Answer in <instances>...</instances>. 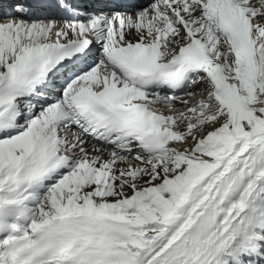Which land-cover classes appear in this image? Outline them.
I'll list each match as a JSON object with an SVG mask.
<instances>
[{"label": "snow or ice", "instance_id": "obj_1", "mask_svg": "<svg viewBox=\"0 0 264 264\" xmlns=\"http://www.w3.org/2000/svg\"><path fill=\"white\" fill-rule=\"evenodd\" d=\"M0 264H264V0H15Z\"/></svg>", "mask_w": 264, "mask_h": 264}, {"label": "bare ground", "instance_id": "obj_2", "mask_svg": "<svg viewBox=\"0 0 264 264\" xmlns=\"http://www.w3.org/2000/svg\"><path fill=\"white\" fill-rule=\"evenodd\" d=\"M178 108H179V105H178ZM180 110H182V109H180Z\"/></svg>", "mask_w": 264, "mask_h": 264}]
</instances>
